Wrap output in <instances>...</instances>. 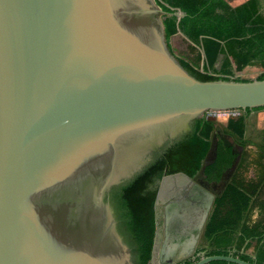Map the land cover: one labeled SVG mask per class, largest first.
I'll use <instances>...</instances> for the list:
<instances>
[{
    "label": "water",
    "instance_id": "95a60500",
    "mask_svg": "<svg viewBox=\"0 0 264 264\" xmlns=\"http://www.w3.org/2000/svg\"><path fill=\"white\" fill-rule=\"evenodd\" d=\"M163 14L154 0H0V264H136L112 195L204 114L264 107V79L200 81L185 70ZM192 182L163 176L150 264L194 259L196 245L184 256L177 243L156 260L165 190L176 192L162 216L175 240L207 221ZM208 248L193 264H250Z\"/></svg>",
    "mask_w": 264,
    "mask_h": 264
},
{
    "label": "trees",
    "instance_id": "16d2710c",
    "mask_svg": "<svg viewBox=\"0 0 264 264\" xmlns=\"http://www.w3.org/2000/svg\"><path fill=\"white\" fill-rule=\"evenodd\" d=\"M164 12L161 16L165 42L181 66L200 81L230 80L229 75L207 72L216 57L226 51L241 62L256 60L262 63L264 79V17L257 12V1L248 0L232 7L228 0H154ZM177 12L182 14L177 16ZM179 37L185 49L174 53L170 40ZM176 50V49H175ZM203 53L204 59L201 55ZM245 82L246 80H234ZM264 107L253 110L262 109ZM246 109L245 112H250ZM244 117L229 123V128L240 138ZM213 124L203 117L196 120L190 134L169 148L162 156L129 185L119 191V202L127 218L128 230L137 244V264H150L154 237V202L156 191L148 185L157 173H184L193 178L210 149ZM233 159L230 148L216 157L204 173L219 179ZM243 161V158H242ZM250 183L232 177L222 194L214 201V212L209 217L203 237L209 242L205 256H232L250 264H264V165ZM225 207V208H223ZM258 208L256 220H251L253 208ZM223 208L224 211H219ZM252 247L253 254L248 250ZM205 251V250H204ZM199 259L188 258L177 264H193ZM208 264H235L212 261Z\"/></svg>",
    "mask_w": 264,
    "mask_h": 264
},
{
    "label": "rangeland",
    "instance_id": "374dc122",
    "mask_svg": "<svg viewBox=\"0 0 264 264\" xmlns=\"http://www.w3.org/2000/svg\"><path fill=\"white\" fill-rule=\"evenodd\" d=\"M228 1L230 2L231 0ZM177 16H180L179 12H177ZM170 45L173 48L174 53L177 55H179L180 51L185 49V45L182 43L179 37L171 39ZM201 55L204 59L202 52ZM222 60L223 56L218 55L214 63L215 65L213 64V67L209 66L207 72L217 76H221L222 74L225 75L228 69L224 70V72L220 70ZM237 68L239 69V66H230L229 71L227 72L230 80H257L258 76L261 73V69L258 67V65H254L251 68L247 69V73L245 76L242 75L239 77L236 75L239 72ZM202 117L203 119L210 121L213 124V130L209 138L210 149L205 160L203 173L209 165L215 162L216 157L219 154L225 151L226 148H230L231 153L233 154L232 163L222 172L223 175L227 177L226 185L234 176L235 178H238L245 183H250L251 181H253V179H255L257 173L259 172L258 165H264V119L262 118V114L259 111H256L254 113H246L242 110H232L218 113L208 112ZM238 117H244L243 135L240 138H238L236 133L229 128V123L234 121ZM164 175V173H157L155 176H153L150 184L148 185V190L157 191ZM226 185L222 187L220 192L217 194V197L222 194ZM119 191L120 190H117L112 195V203L117 214L120 231L124 236L126 242L130 245L133 252L136 253L137 244L128 230L127 218L119 202ZM223 208H219V211L223 212ZM213 212L214 207L211 209L209 217L213 214ZM257 214L258 208L254 207L251 211L250 219L256 220L258 216ZM162 219L164 224L162 238V251L165 255V257H163L164 262L169 259V255L166 256L168 254V251L174 250L177 243L182 245V255L184 256L190 254L195 245H206L203 235L199 237V235L197 236V233L191 234V236H185L184 238H179V240H175V236H177L178 233L174 230L169 229V225H166L167 220L165 219V217H163ZM195 239H197L196 242ZM248 252L250 254H253L252 247L248 250Z\"/></svg>",
    "mask_w": 264,
    "mask_h": 264
},
{
    "label": "flooded vegetation",
    "instance_id": "af4514ba",
    "mask_svg": "<svg viewBox=\"0 0 264 264\" xmlns=\"http://www.w3.org/2000/svg\"><path fill=\"white\" fill-rule=\"evenodd\" d=\"M197 173L193 177V182L190 183V185L188 187H191L192 185H195V186L200 187L201 190L204 192L203 195L198 196L201 201L199 200V198L198 199L196 198L194 200H195V202L196 201L197 202H200L197 205H200L201 207L207 208V210H208V212H207L208 213L207 214L208 215L207 216V221H208L209 214L211 212V209L214 206V201H215V199L217 197V194L220 192V190L222 189V187L224 185H226L227 177L222 174V176L219 179L215 180V179H210V178L206 177L205 176V173H202L201 175H197ZM166 175H170V174H166ZM166 175H164V176H166ZM157 191H156V193H157ZM174 193H176L174 189H172V190H168V189L165 190L164 191V196H163L164 197V200H163L162 203L159 204V210H160L161 214H160L158 223H159V226L162 227V228L164 226L162 216H163L164 212L166 210H168V208L171 207V203L174 201L173 198H172V196L174 195ZM207 194L214 197V199H213L212 202L210 201V199L208 200V197L206 196ZM170 196H171V198H170ZM195 214L198 215L199 212H195ZM198 220H199L198 218H196V219L194 218L193 222L190 223L191 224L190 225L191 226V229H188V232L190 234H194V233L196 234L197 233V236L199 235V237H200L204 233V229H205V226H206L207 221H206V223L204 224V226L199 231L198 230L199 228H197L198 227ZM163 231H164V229L162 230V235H163ZM207 243H206V245H207ZM205 246H197L196 245L195 248H194L193 257H195V256H199L200 257L201 254L204 252V247ZM137 257H138V251H136V264H137Z\"/></svg>",
    "mask_w": 264,
    "mask_h": 264
},
{
    "label": "crops",
    "instance_id": "0c3cea01",
    "mask_svg": "<svg viewBox=\"0 0 264 264\" xmlns=\"http://www.w3.org/2000/svg\"><path fill=\"white\" fill-rule=\"evenodd\" d=\"M248 0H231L230 5L232 7L238 6L242 3L247 2ZM257 1V12L260 16L264 17V0H256ZM219 56H223V60L221 62V71L224 72V70L228 69L227 72L229 71L230 66H239V72L236 74L237 76H242L246 75L247 69L251 68L254 65H258V67L261 69L262 68V63L260 61L256 60H249L246 63L241 62L237 57H232L231 55L228 54L226 51H222ZM215 63V61H214ZM213 63V64H214ZM215 65V64H214ZM213 67V65H212ZM223 69V70H222ZM262 73V70H261ZM260 73V74H261ZM256 111H259L262 114V118L264 119V108L258 109V110H251L250 112L254 113ZM249 113V112H248ZM157 261H162L163 258L160 257V259H156Z\"/></svg>",
    "mask_w": 264,
    "mask_h": 264
}]
</instances>
